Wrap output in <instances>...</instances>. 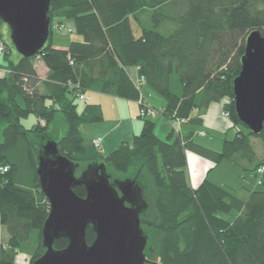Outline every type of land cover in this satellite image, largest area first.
Segmentation results:
<instances>
[{"label":"trees","instance_id":"trees-1","mask_svg":"<svg viewBox=\"0 0 264 264\" xmlns=\"http://www.w3.org/2000/svg\"><path fill=\"white\" fill-rule=\"evenodd\" d=\"M48 15L49 36L37 54L13 59L1 39L6 52L0 64L7 74L0 76V167L7 170H0V227L7 238H0V264H14L33 229L38 244L29 264L44 250L41 228L49 205L40 188L35 149L57 112L67 125L57 140L60 153L84 166L102 162L106 169L128 173L139 184L146 209V195L151 197L154 215L147 217L145 209L141 223L157 236L146 264H264V188L241 198L204 179L193 189L186 172V151L215 164L231 161L242 171L256 173L264 166V155L257 156L253 143L258 139L264 151V125L253 133L239 120L232 90L247 34L256 29L264 37V0H50ZM57 19L71 20L80 40L54 47L49 37ZM36 59L47 67L44 78L35 69ZM129 66L165 99L167 119L199 122L189 118L194 108L227 98L225 109L240 129L215 151L193 142L191 134L169 133L162 139L154 132L153 119L144 118L129 142L98 151L80 127L101 121L102 109L78 100L75 93L98 91L136 101L142 98L141 86L133 83ZM174 76L179 91L172 86ZM29 114L38 120L26 128L21 119ZM73 190L85 195L83 184ZM94 236L88 225L86 242ZM67 243L61 236L53 246Z\"/></svg>","mask_w":264,"mask_h":264},{"label":"water","instance_id":"water-1","mask_svg":"<svg viewBox=\"0 0 264 264\" xmlns=\"http://www.w3.org/2000/svg\"><path fill=\"white\" fill-rule=\"evenodd\" d=\"M50 0H0V20L21 56L38 53L49 36ZM234 110L253 133L264 125V37L251 30L245 38L240 70L232 82ZM40 188L49 209L41 228L43 252L31 264H146L150 245L141 217L146 201L137 182L113 177L104 163L81 165L60 153L49 133L35 149ZM83 184L85 195L73 187ZM90 225L95 236L85 239ZM66 237L63 248L53 246Z\"/></svg>","mask_w":264,"mask_h":264},{"label":"crops","instance_id":"crops-1","mask_svg":"<svg viewBox=\"0 0 264 264\" xmlns=\"http://www.w3.org/2000/svg\"><path fill=\"white\" fill-rule=\"evenodd\" d=\"M64 23L70 28V31H73L74 27L71 20L64 19ZM77 40H80V37ZM49 41L54 47L65 48L70 40L66 41L64 38L54 40L50 35ZM34 66L38 75L44 78L47 74V67L44 63L40 59H36ZM126 71L131 79L137 78L138 70L135 66L127 67ZM172 86L179 91L175 76L172 77ZM88 93L91 102L100 104L102 120L87 123L80 127L85 140L90 141L98 138L102 151L109 152L122 141L129 142L134 134L140 132L144 118L139 116V106L135 100L124 99L110 93L98 91ZM140 93L143 100L149 105L156 107L165 105V99L146 83L141 85ZM197 101H199L198 96ZM227 102V98H222L210 102L205 108H194L189 118L199 119V122L188 120L177 122L163 116L154 117L152 118L155 122L154 132L162 139L166 138L169 133L181 137L191 134L193 142L219 151L222 148L223 141L231 139L236 131L240 129L229 117L223 115ZM255 141L253 140V142ZM256 153L259 158H262L264 155L263 148H260ZM186 172L188 183L193 189L204 179L233 189L241 198H245L249 191L257 189L255 186V183L258 184L255 171H242L239 166L228 160H222L215 164L192 151H186ZM0 238L3 242L7 238L4 226L0 227ZM22 244H20L14 257V264H29L32 253L23 252L21 250Z\"/></svg>","mask_w":264,"mask_h":264},{"label":"rangeland","instance_id":"rangeland-1","mask_svg":"<svg viewBox=\"0 0 264 264\" xmlns=\"http://www.w3.org/2000/svg\"><path fill=\"white\" fill-rule=\"evenodd\" d=\"M51 36L54 38V40H56L57 38H64L66 39V41H69L71 39L76 40L78 39L80 36L77 35L75 32L70 31V28H68V26L64 23V19L59 21L54 20L52 23V32H51ZM8 45V47L10 48V57L13 59H16L18 56V52L16 51V49L14 48V46L12 45L10 38H9V30L7 25L4 22H0V41L2 40ZM0 60H1V56H0ZM38 62V61H37ZM36 62V63H37ZM0 69H4V66H2L0 64ZM7 74V72L0 70V75H5ZM177 80V79H176ZM78 99V98H77ZM80 100V99H78ZM83 101V100H82ZM79 102V106L82 105L81 101ZM37 117L34 116L33 114H29L28 117H25L24 119H21V123L24 125V127L29 128L31 125H33L34 123L37 122ZM39 122H42V120H39ZM66 121L64 119V116L61 112H57L53 121L50 123L48 130V133L50 134V136L55 139L58 140L66 131ZM243 127V126H242ZM241 127V128H242ZM244 128V127H243ZM90 143H92V140H90ZM254 143L255 149L258 151L261 148V143L260 141L257 139ZM93 144V143H92ZM95 147V146H94ZM96 148V147H95ZM98 151L103 152L102 149H98L96 148ZM107 172L110 173L113 177H125L126 175H128V173H122V172H116L114 171L110 166L107 167ZM240 179V178H239ZM255 186L257 187V189H262L264 188V184H256ZM150 195V194H149ZM148 198V203L149 206L146 209L145 215L149 218H152L154 215V207H153V202L151 197H148V195H146V199ZM142 227L144 229V231L147 233L148 235V243L147 245H153L155 238L157 236V232L155 230H150L149 226H147L146 224L142 223ZM38 243V231L36 229H34L28 240L25 241L21 246V250L23 252H27V253H33L34 250L36 249L35 246ZM18 264V263H15Z\"/></svg>","mask_w":264,"mask_h":264},{"label":"built area","instance_id":"built-area-1","mask_svg":"<svg viewBox=\"0 0 264 264\" xmlns=\"http://www.w3.org/2000/svg\"><path fill=\"white\" fill-rule=\"evenodd\" d=\"M5 52H6V45L3 41H0V56H2ZM0 70L7 72L4 69H0ZM0 76H3V75H0ZM132 81L137 87H140L141 84H143L145 82V78L143 75H138L137 78L132 79ZM75 94H76L77 98L80 100L90 101V95L86 91H77ZM136 102L138 103V106H139L138 114L140 117H142V118H154V117H158V116L164 117V107L163 106L156 107V106L149 105L141 97L138 98V100H136ZM223 115L229 117V111L224 110ZM170 120H175L177 122L186 121L185 118H177V117L171 118ZM92 143L96 148L101 149L100 141L98 138L92 139ZM0 170L5 171V170H7V168H6V166L0 167ZM256 173H257L256 181L258 184H260L262 182V176L264 173V166H259L256 169Z\"/></svg>","mask_w":264,"mask_h":264}]
</instances>
